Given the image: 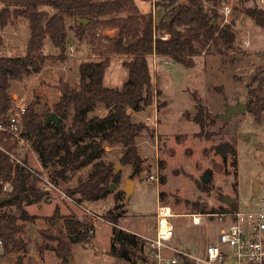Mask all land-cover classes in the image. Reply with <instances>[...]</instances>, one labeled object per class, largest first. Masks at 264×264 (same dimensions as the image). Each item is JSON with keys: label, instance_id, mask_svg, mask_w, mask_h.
<instances>
[{"label": "rangeland", "instance_id": "374dc122", "mask_svg": "<svg viewBox=\"0 0 264 264\" xmlns=\"http://www.w3.org/2000/svg\"><path fill=\"white\" fill-rule=\"evenodd\" d=\"M135 1L141 13L154 12L158 22L162 9L156 8L157 0ZM223 1V4H216L215 9L220 16V24L236 21V51L224 58L205 48L194 56L195 65L192 68L174 62L165 65L163 59L158 57L157 70H154L152 58L149 57L156 90L153 103L137 114L130 111L133 121L145 126L136 139L142 169L134 174L132 166H122L117 188L106 200L79 202L67 193L71 183L46 184L37 174L50 180L49 172L42 168L36 153L27 143L22 156H26L29 167L37 172L35 176L40 180L39 187L46 192V202L26 207L37 220L27 223L22 234L24 240L28 241L25 263L63 264V259L51 249L57 245L52 236L64 227V218L68 216L90 225V240L71 244L73 264H140L147 261L143 237L154 235L158 201L171 206L176 214L181 215L173 218L176 234L186 250L196 255H204L209 243L220 234L227 222L203 217L202 224L196 226L190 217L184 215L203 214L201 209L204 207L214 208L218 212L221 209L229 210L230 206L222 201L225 196L237 200V207L229 211L244 209L248 204L259 207L257 203L264 193V113L258 120L250 112L235 114L228 122L221 116L226 114L229 105H246L256 97L264 99V28L258 27L242 13L243 8L254 5L264 9V0ZM205 6L214 7L209 3H205ZM226 7L230 11L227 16ZM75 26V20H67L69 46L72 49L69 48L65 61L60 60L59 53L47 38L44 48L47 54H44L40 71L27 74L20 81H12L9 91L14 95L15 111L33 104L38 113L52 114L54 104L60 97V81L77 84L80 65L86 61H99L93 55L92 46L76 42ZM29 36L28 21L13 18L0 30V56L23 57ZM245 42H248V46H244ZM125 60L129 58H112L105 77L107 87H123L128 79V71L123 66ZM251 91H257V95H251ZM201 108L210 116L206 123L208 137L206 133L201 134V128L194 121ZM106 114L107 110L100 104L88 117ZM73 116L74 110H71L69 121ZM223 142L236 146L237 168L232 166L233 157L224 162L216 153L215 147ZM0 146L6 145L0 143ZM106 151L104 160L115 164L114 171L117 172L116 165L121 164L124 150L115 145L107 146ZM155 172L159 173V184L146 179L147 174ZM205 177H209L206 184L203 183ZM126 180L135 181L129 197L124 191ZM256 183L260 188L255 196ZM118 192L122 196L116 201ZM56 208L60 218L55 221L56 225L50 224L47 218L52 217ZM3 211L19 215L15 207H7ZM115 226L127 233L138 234L137 245L130 251L129 260L111 255V237ZM42 245H48L50 249H45L40 256ZM16 258L14 254H4L0 247V264H14Z\"/></svg>", "mask_w": 264, "mask_h": 264}, {"label": "trees", "instance_id": "16d2710c", "mask_svg": "<svg viewBox=\"0 0 264 264\" xmlns=\"http://www.w3.org/2000/svg\"><path fill=\"white\" fill-rule=\"evenodd\" d=\"M223 2L157 0L156 8H161L163 13L157 22L154 12L141 13L135 0H0V30L13 18L26 19L30 29L23 57L0 56V125L8 126L9 118L15 111L14 95L9 91L12 81H20L25 75L40 71L41 63L45 60L47 38L59 53L60 60H66L70 48L67 20H75L76 42L92 46L93 55L99 61H86L80 65L77 84L60 81V97L52 112L60 118L59 127L46 122L50 114L38 113L32 104L22 117V135L30 143L42 168L48 170L51 182L72 184L67 189L71 198L91 203L106 200L111 194V185H118L120 180V173L114 171L115 164L104 160L107 146L119 145L124 150L120 163L122 166H132L134 174L142 169L136 139L145 126L133 121L130 111L137 114L153 103L156 90L149 57L155 54L185 68H192L195 65L194 56L205 48L224 58L236 51V21L220 24V16L215 9L216 4ZM205 3L212 4L213 9L206 8ZM242 13L258 27L264 28L263 8L258 5L245 7ZM80 20L86 23H80ZM98 30H115L116 34L103 42L96 36ZM116 56L129 58L123 62L128 79L121 89L105 85L107 70ZM250 94L257 95V91ZM100 104L107 114L89 118L88 114ZM246 107L247 112L258 120L264 113V99H251ZM71 110H74V116L69 121ZM209 117L203 108L194 117L201 134L206 133ZM205 135L209 136L207 133ZM5 138L6 135L0 133V143L12 146ZM215 151L224 162L233 157L232 166L237 168L238 151L233 143H220ZM27 167L28 159L23 160V165L15 164L0 150V199H8L0 202V243L4 254L17 256L14 264H27L28 241L24 240L22 234L27 223L37 220L26 207L46 202V192L39 187L40 180ZM7 184L11 190L4 192ZM121 196L122 193L118 192L115 200L119 201ZM7 207H15L19 215L4 212L3 209ZM236 207L237 204L229 210ZM221 210L218 212L214 208L204 207L201 212L215 214L229 211ZM59 218L56 208L47 221L56 225L55 221ZM89 232L88 223L73 216L65 217L64 227L52 236L57 245L51 249L63 259V264H67L71 244L90 240ZM137 238V235L115 226L111 237V255L129 260L130 251L137 245ZM45 249L50 248L48 245L40 247V256Z\"/></svg>", "mask_w": 264, "mask_h": 264}, {"label": "built area", "instance_id": "2783aa9c", "mask_svg": "<svg viewBox=\"0 0 264 264\" xmlns=\"http://www.w3.org/2000/svg\"><path fill=\"white\" fill-rule=\"evenodd\" d=\"M229 13L230 11L226 7V16ZM112 33L114 34L113 30H104L99 31L96 36L106 42L107 39L113 37ZM244 46H248V42H245ZM70 48L72 49L71 46ZM151 58L154 70H157L158 56L154 54ZM163 61L165 65L172 64L170 59H163ZM25 113L26 108L22 107L12 113L8 126L0 125V133H4L6 135L5 140L12 143L10 147L0 146V150L9 156L13 163L22 165L23 160L27 159L26 156L23 157L22 155L28 143L22 135V117ZM27 168L32 173L37 174L29 165ZM37 175L46 184L53 186L49 179ZM146 179L149 182L159 184V173L147 174ZM9 188V184H7L3 191L7 192ZM259 199L257 203L259 207L256 208L252 204H248L246 208L236 211L184 215L190 217L192 224L196 226L202 224L203 217L219 218L227 222L226 227L209 243L204 255L189 253L186 247L176 239L173 218L181 215L176 214L171 206L158 201L154 235L143 237L146 264H264V193L260 195Z\"/></svg>", "mask_w": 264, "mask_h": 264}, {"label": "water", "instance_id": "95a60500", "mask_svg": "<svg viewBox=\"0 0 264 264\" xmlns=\"http://www.w3.org/2000/svg\"><path fill=\"white\" fill-rule=\"evenodd\" d=\"M80 23H86V21L80 20ZM246 113H247L246 105L243 103H237L235 105L227 106L226 114L221 116V119H223L225 122H228L231 119V117H233V115H235V114H246ZM46 122H48V123L51 122L56 127L60 126V118L55 113L50 114V116L46 119ZM121 167H122L121 164L116 165L117 173L119 172V169ZM208 182H209V177H205L203 179V183L206 184ZM134 185H135V181L126 180L124 191H125L127 197H129L130 193L132 192ZM116 188H117V185L112 184L110 189H109V192L112 193ZM259 188H260L259 183H256L255 188H254V195L255 196L258 194ZM6 200H8V199L7 198H1L0 202L6 201ZM222 201L225 202L230 207L235 205L237 202L236 199L231 198L230 196L223 197ZM67 260H68V264H73L71 257H67Z\"/></svg>", "mask_w": 264, "mask_h": 264}, {"label": "crops", "instance_id": "0c3cea01", "mask_svg": "<svg viewBox=\"0 0 264 264\" xmlns=\"http://www.w3.org/2000/svg\"><path fill=\"white\" fill-rule=\"evenodd\" d=\"M182 1L184 2L185 0H182ZM162 14H163V13H162ZM162 14H161V16H162ZM161 16H160V18H161ZM159 20H160V19H159ZM159 20H158V21H159ZM156 21H157V20H156ZM113 32H114V34L112 33V34H113L112 36L115 37V34H116L115 30H113ZM113 37H112V38H113ZM69 41H70V34H69ZM70 42H71V41H70ZM44 52H45L44 54H47L45 50H44ZM16 57H18V56H16ZM105 85H108V84L105 83ZM101 117H103V115H101ZM125 182H126V181H125ZM134 186H135V185H134ZM155 216H156V213H155ZM155 228H156V224H155L154 230H155ZM134 233H136V232H134ZM136 234H137V233H136ZM136 234H135V235H136ZM137 235H138V234H137ZM176 239L180 241V238L178 237L177 234H176ZM180 242H181V241H180ZM182 244H183V243H182ZM140 264H146V263H140Z\"/></svg>", "mask_w": 264, "mask_h": 264}]
</instances>
